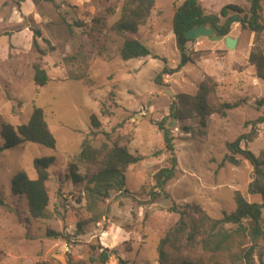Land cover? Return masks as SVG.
<instances>
[{
    "label": "rangeland",
    "instance_id": "374dc122",
    "mask_svg": "<svg viewBox=\"0 0 264 264\" xmlns=\"http://www.w3.org/2000/svg\"><path fill=\"white\" fill-rule=\"evenodd\" d=\"M182 1L155 0L146 23L127 35L112 29L123 0H0V125L25 123L32 109L41 107L56 141L54 148L25 142L0 151V196L5 203L0 205V264H90L91 245L115 250L106 264H158L159 240L179 218L170 210L173 204L195 203L213 218L234 210L236 190L247 201L261 204V195L251 188L256 171L250 163L238 154L237 165L223 162L226 144L252 132L240 147L264 160V122L256 123L264 116L256 104L264 96V80L247 61L253 32L233 23L228 33L237 41L233 49L222 40L194 39L187 44L194 62L164 75L161 84L154 82L164 64L178 63L171 19L174 6ZM198 1L206 14H218L226 4L248 9L246 0ZM261 16L264 19V0ZM126 37L137 38L150 54L121 59L119 46ZM260 39L264 48V36ZM37 62L49 76L44 86L33 81ZM208 77L216 84L208 99L219 110L208 115L204 125L196 117L165 123L173 137L177 169L160 190L154 175L169 165L170 155L156 122L167 115L177 94H196ZM92 114L101 122L98 130L91 126ZM118 123L120 145L141 160L126 168L125 191L111 190L99 203L101 219L91 222L84 188L98 166L78 165L84 179L76 182L69 164L84 137L98 147L105 142L101 133ZM41 157L54 158L46 182L49 218L35 221L25 199L11 193L10 183L19 171L36 178L33 160ZM261 218L264 228V206ZM47 229L64 237H48ZM253 256L257 260V251ZM172 257L193 264H207L209 258L198 245L183 246ZM216 261L229 264L223 257Z\"/></svg>",
    "mask_w": 264,
    "mask_h": 264
},
{
    "label": "trees",
    "instance_id": "16d2710c",
    "mask_svg": "<svg viewBox=\"0 0 264 264\" xmlns=\"http://www.w3.org/2000/svg\"><path fill=\"white\" fill-rule=\"evenodd\" d=\"M262 1L246 0L248 9L236 4H226L219 9L218 14L204 13L198 0H183L181 4L174 6L171 29L179 60L175 67L164 64L155 75L154 82L161 84L164 75H171L196 59L187 47L189 42L194 41L185 37L188 29L198 25L211 26L217 35L226 36L233 23H239L243 29L253 32L255 36L253 47L247 61L248 64L254 66L256 76L264 80V48L260 39L264 36V19L261 16ZM154 3L155 0H123L119 18L112 25V29L121 34L136 33L139 27L149 19ZM33 43L38 53L44 55L45 50L39 49L35 41ZM49 48L52 49L51 46ZM149 54L150 50L137 38L126 37L121 40L119 46L121 59L145 57ZM76 79L83 80L84 76H77ZM33 81L38 86H44L49 81L45 69L38 62L33 64ZM215 86L214 80L208 77L199 84L196 94H177L176 98L170 101L167 115L156 122L163 136L164 149L170 155L169 165L159 169L154 175L155 186L160 190L166 181L174 177L177 169L173 137L165 123L169 118L183 121L196 117L199 118L200 124L204 125L206 117L219 110L211 105L208 99V96L214 92ZM256 104L264 109V96L257 100ZM101 113H104V110H101ZM90 122L93 129L98 130L101 127V122L95 114L90 116ZM261 122H264V116L258 117L256 121V123ZM121 127L122 125L118 123L110 131H103L101 134L105 142L98 147H93L90 140L84 137L79 152L74 156V161L69 164L70 174L76 182L84 179V176L77 173L78 165L96 164L98 166V170L87 179L84 188L85 206L91 222H98L101 219L103 213L99 203L109 196L111 190L125 191L126 168L141 160V156L130 153L125 146L120 145L123 140ZM252 134L253 132L243 134L234 141L228 142L223 162L237 165L239 159L236 155L238 154L250 163L256 171V178L251 188L261 195V204L247 201L238 190L233 194L234 210L230 213L222 212L220 218L210 217L195 203H185L182 206L173 204L170 210L178 213L179 218L159 240L158 264H193L188 259L175 261L172 252L181 250L183 246L195 247L197 245L208 255L207 264H219L216 259L220 257L225 258L229 264H264V228L261 218V208L264 206V160L251 150L240 147L241 140L250 139ZM0 136L3 140L0 151L14 148L25 142L54 148L56 142L41 107H34L25 123L19 125L2 123ZM53 162L52 157L35 158L33 166L36 178L31 179L25 171H19L11 179V193L25 199L28 215L35 221H44L49 218V196L46 182L49 178L48 168ZM0 205H5L1 196ZM46 236L64 237L61 233L49 229L46 230ZM97 249L100 251L98 252ZM254 251H257V260L253 256ZM91 252L90 264H106L109 257L115 254L114 249L109 250L99 245H91Z\"/></svg>",
    "mask_w": 264,
    "mask_h": 264
},
{
    "label": "water",
    "instance_id": "95a60500",
    "mask_svg": "<svg viewBox=\"0 0 264 264\" xmlns=\"http://www.w3.org/2000/svg\"><path fill=\"white\" fill-rule=\"evenodd\" d=\"M185 37L190 40H194L201 37H207L211 41L222 40L224 45L228 49H233L237 43L236 39L232 38L230 35H226V36L217 35L213 27L204 26V25H198L188 29L185 32Z\"/></svg>",
    "mask_w": 264,
    "mask_h": 264
}]
</instances>
